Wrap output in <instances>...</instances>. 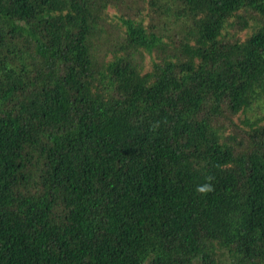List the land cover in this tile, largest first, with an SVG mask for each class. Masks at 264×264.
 Instances as JSON below:
<instances>
[{"label":"trees","instance_id":"trees-1","mask_svg":"<svg viewBox=\"0 0 264 264\" xmlns=\"http://www.w3.org/2000/svg\"><path fill=\"white\" fill-rule=\"evenodd\" d=\"M0 264H264V0H0Z\"/></svg>","mask_w":264,"mask_h":264},{"label":"rangeland","instance_id":"rangeland-1","mask_svg":"<svg viewBox=\"0 0 264 264\" xmlns=\"http://www.w3.org/2000/svg\"><path fill=\"white\" fill-rule=\"evenodd\" d=\"M144 10V9H143ZM121 10L119 9V7L111 4L107 7V10H106V14H105V18H106V22L104 23V27L109 29V28H112L114 29L115 27V23L117 24H121V21L118 20V16H122L123 15V12L121 14ZM139 15L135 17V19H138L140 16H141V11H139ZM143 13V12H142ZM146 18V21H147V17ZM121 27V25L119 26ZM148 59H146L145 63L148 62L147 61Z\"/></svg>","mask_w":264,"mask_h":264},{"label":"clouds","instance_id":"clouds-1","mask_svg":"<svg viewBox=\"0 0 264 264\" xmlns=\"http://www.w3.org/2000/svg\"><path fill=\"white\" fill-rule=\"evenodd\" d=\"M212 177H206L205 183L201 185H197L195 191L201 195H207L209 192H212L214 190V186L211 183Z\"/></svg>","mask_w":264,"mask_h":264}]
</instances>
